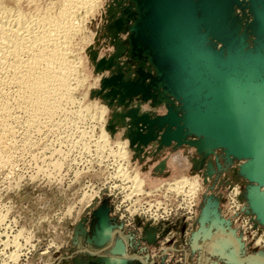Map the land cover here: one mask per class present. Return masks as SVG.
Returning a JSON list of instances; mask_svg holds the SVG:
<instances>
[{
  "label": "water",
  "instance_id": "water-1",
  "mask_svg": "<svg viewBox=\"0 0 264 264\" xmlns=\"http://www.w3.org/2000/svg\"><path fill=\"white\" fill-rule=\"evenodd\" d=\"M135 2L136 12L123 8L126 19L108 24L110 30L114 26L119 33L130 32L129 57L139 62L133 80L126 81L120 70L103 81V99L111 106L117 101V106L123 107L122 113L115 114L125 122L122 125L114 120L117 123L110 122L108 128L115 133L117 127L126 126L129 135L125 136L139 159L142 154L144 160L148 156L157 159L165 147L174 151L194 147L197 157L192 169L210 179L216 171L212 163L215 153L218 170L221 161L229 165L232 160H243L238 176L248 182L244 199L250 213L264 227V0ZM116 3L122 6V1ZM131 20L135 25L125 28ZM147 63L151 65L148 69ZM115 66L114 57L105 58L96 71ZM163 96L169 99L162 115L153 111L142 114L139 107H130L137 99L157 108ZM133 117L134 123H130ZM151 145L155 152H146ZM160 168L162 172L167 169L166 160L161 161ZM220 205L221 199L215 195L203 201L199 228L191 235V251L198 254L199 263L203 251L214 264H253V254L264 257L263 252H247L231 222L222 218ZM109 214L110 203L105 199L93 213L90 234L85 220L76 227L75 238L88 236V243L96 247L100 245L98 239L110 240L114 225ZM148 227L146 241L156 246V228ZM222 233L228 238L231 234L229 239L236 238L238 244L230 241L225 249L209 251L205 243ZM122 244L120 241L115 245L113 253L129 258V246L123 249ZM88 260L84 264H106L102 258ZM80 263L74 260V264Z\"/></svg>",
  "mask_w": 264,
  "mask_h": 264
},
{
  "label": "rangeland",
  "instance_id": "rangeland-1",
  "mask_svg": "<svg viewBox=\"0 0 264 264\" xmlns=\"http://www.w3.org/2000/svg\"><path fill=\"white\" fill-rule=\"evenodd\" d=\"M44 1L56 2L59 0ZM118 1H122V6H129L132 3L129 0ZM122 6H118L116 0H99L98 5L90 15L86 17L83 14L84 18L80 19L82 24L84 23V27L82 26V32L72 38L70 47L72 53L70 52L69 55L70 60L80 61L77 62L79 72L75 73L73 76L75 79L71 81V88L73 87L74 90H72V100L62 101L61 103V106L63 104L62 110L66 112H58L50 120L44 118L45 116H41L37 119L39 122L34 123L35 125H29V116L25 114L24 110L19 111L18 109V111H14L15 114L8 117L10 119L5 118L7 120V131L3 126L1 127L0 123V214L2 209L6 210L3 214H6L8 224L9 220H18V230L21 231L16 235L14 241V245L18 248L21 245L17 240L24 236L25 232L33 231V238L38 244L35 247L36 251L33 252L26 264H40L39 258L40 256L43 257L42 252L51 255L50 257L55 260L53 261L54 264H74V260L77 259L84 264L88 263V259L91 260L96 254L101 255V258H105L108 262H117L118 258H114L111 252L120 240L127 246L128 241L126 238L112 236L111 240L104 246L96 247L88 243V236L79 235V239H76L75 230L80 223L86 220L85 228L88 230V235L90 234L93 213L105 199L109 200L110 203V215L113 210L112 207L121 205L123 208V205H126V196L130 192L125 191L126 189L131 190L132 193L143 194L140 198L148 200L149 198H145L147 196L144 195L145 193L159 192V190L164 192L167 187L171 189L169 186L176 184L175 181L177 182L185 176L184 178L189 181L188 184H181L183 187L178 185L180 187L171 190L174 189L173 191L178 190L180 192L184 189V186H190L191 191L193 190L192 192L198 194L199 190L204 187V193L201 194L200 198L202 204L206 196L220 194L219 192L222 189L219 181L216 180L224 174L223 170H216L218 169L215 156L217 153L212 157V163L217 174L215 180L208 183V179L202 172L193 171L192 169L197 157L195 148L186 147L177 151L169 148L164 150L163 154L157 159L148 156L144 160V154L139 159L135 157L136 153L130 148L128 136H125L129 133L127 127H117L115 133L108 128L110 122L117 123L114 120H119L122 125L125 123L124 120L119 118V114H115L122 113L123 107L117 106V102L111 106L109 101L104 100L105 98L103 99L101 95L103 79L110 77L115 72L96 71V67L102 59L114 57L119 50L117 39L113 38L111 32H109L108 24L113 23V16L116 18L120 15L119 10ZM110 10L111 13H109ZM128 35V32L121 34L119 40L123 44L126 43ZM112 41L116 44V49ZM127 54L116 60L120 66H126V70L123 68L125 73L129 68L133 69L132 65H126L128 61ZM10 100L8 102L10 101L12 106H15V101ZM138 105L139 102L135 100L130 107L137 108ZM102 111L105 112L104 116L101 115ZM150 111L162 115L166 112V109L164 107L154 109L150 107V104L140 103L141 113ZM2 119L4 117L0 116V121ZM103 131L104 133L108 132L110 135L109 144L101 143L98 139ZM124 142L129 143L128 146ZM117 143H122L127 153V156L122 157V159L121 155L119 157L118 154L119 147ZM150 147L146 152L154 153L155 147L153 149ZM167 151H171V154ZM179 159L185 163L182 164L183 166L178 163L179 161L176 162ZM163 160H166L167 167L164 172L160 168V163ZM236 161L238 160H234L229 165L221 161L222 168L225 171H230L231 168L229 169V167ZM240 162L243 164V161ZM239 170L240 166L236 171V178L240 180L243 178L238 176ZM135 176H138L144 182L141 188L136 184ZM207 177L210 179L209 176ZM189 183H192L193 186ZM247 184L248 182L245 181V186ZM194 188H197V190L195 191ZM97 192H101V202L97 200L98 202L95 201L91 207L85 209L87 200L89 199L88 203H90ZM113 192L114 194H111ZM210 192H214V194H210ZM217 195L215 196L219 197ZM128 197L131 198L132 194H129ZM163 197H165L164 193H159L152 199H163ZM219 198L221 199V197ZM202 204H200V208H202ZM221 210L224 212V214L221 213V216L225 219L226 211L223 207H221ZM121 211L126 212L124 208ZM125 214L129 216L127 212ZM109 217L111 218V216ZM226 220L228 219L226 218ZM170 222L175 223L178 227L176 228ZM170 222L157 224L144 217H137L134 219L136 228L130 227L125 232L129 235L134 233L138 239L136 240L140 243L142 240L146 241V227L150 226L156 228L157 233H155L158 242L160 238H163L159 237L158 233L164 236L176 228L177 231L176 229L173 231H176L179 236L177 235L176 249L172 252L174 257H172V254L170 256L163 254L165 256L163 261V255L161 254L153 260H156V264H164L167 261L170 263L171 260L175 262L179 259L176 258L177 255H181L184 256L182 264H198V254H190V240L192 233L199 228V218L194 217L188 220L174 218ZM117 223L121 224V221H113V225ZM185 228H189V234L186 237H184ZM140 230L142 234H140ZM8 232L10 233V231ZM86 238L88 245L82 248L80 243L82 239ZM226 240L216 237L208 241L209 245L207 247L212 249V247L218 246L219 248ZM157 242L156 246H152L155 251H158L156 248H159L160 245H157ZM22 246H26L25 243H22ZM13 250L14 248L10 249V251ZM64 251L66 253L62 257ZM252 251L264 253V248H258L252 242L248 246L247 252L251 253ZM151 254L153 255V252ZM129 255L131 256L129 260L132 259L133 264L154 263H152L153 260L149 259V261L133 256L147 257L148 254L143 255V253L137 254L134 251H129ZM214 262L203 252L200 255L199 264H214ZM2 263L3 261H0V264Z\"/></svg>",
  "mask_w": 264,
  "mask_h": 264
},
{
  "label": "bare ground",
  "instance_id": "bare-ground-1",
  "mask_svg": "<svg viewBox=\"0 0 264 264\" xmlns=\"http://www.w3.org/2000/svg\"><path fill=\"white\" fill-rule=\"evenodd\" d=\"M129 1L132 3H130L129 6H122L121 9L119 10L120 15H118L116 18L115 16L112 17L113 23L122 17L126 19L127 16L122 15L123 8L124 9L129 8L133 12L137 11L135 0H129ZM242 1H246V0H242ZM98 3L99 0H59L56 2L55 1L43 2V0H0V116L4 117V119H2L0 123H1V127L3 126V128L6 129L5 131H7L8 129L6 123L7 120L5 118H8L9 116L11 117L13 114H15L14 111L15 110L18 111V109L19 111L24 110L25 114L29 116V122H30L29 125L34 123L36 124V122H39V120L37 119L41 116L42 117L45 116L44 118L46 119L48 118L50 120V118L55 116L56 113L66 112L62 110L63 104L61 106V103L62 101L68 102L72 100L73 87L71 88V81L75 79L73 78L75 73L79 72L77 70V62H80V61L75 62L74 60L73 61L70 60L69 55L71 52L70 51V47L72 43L71 41L72 38H74V36L82 32L83 30L82 28L84 27V23L82 24V20H80L84 18L83 14L86 17L90 15V13L96 8ZM239 15L242 18V14L239 13ZM134 25H135V20H131L129 23L126 24L125 28L130 29ZM244 25L245 23L243 20L242 23L243 28ZM108 29L109 32H111V34L113 35V37L117 39L118 42L117 46L119 47V50L114 56L116 66L110 70H105V71L118 73V71L121 70L124 73L126 81L133 80L134 77L136 76L135 72L139 67V62L134 61L129 57L130 32L128 31L129 35L127 42L123 44L119 40V36L123 34V32L121 33L117 32L114 26L111 28V30L108 26ZM118 53L127 54L128 61L126 62V65L127 64L132 65L133 66L132 70L131 68H129L126 73L124 72L123 68H125L126 70V66H120L116 61L122 57V56L119 57L117 55ZM149 67H151V65L150 63H147L146 69H148ZM152 70L154 69L152 68ZM108 78L109 77L105 79ZM105 79H103V81ZM101 92H102L101 95L103 96V98H105L106 92L105 91L103 92V90ZM160 98L163 102L161 105H158V107H164L166 109L165 105L169 99V96H163V98L162 97ZM10 99H13L15 101V102L13 101L15 103V106H12V104L10 103L11 101ZM8 100L10 101L8 102ZM126 101L129 103L128 100ZM116 102L117 101H115V103ZM132 103H130V105H132ZM140 103L141 102H139L138 105L139 109H140ZM142 103L145 104L146 102H142ZM147 104H150V102H147ZM153 108L156 109V107ZM101 115L104 116L105 112L102 111ZM133 120H135L134 117L131 119L130 123H134ZM109 136L110 135L108 134V132L104 133L103 131V134L98 139H100L101 143L109 144ZM124 143L127 144L126 142ZM117 144L119 147L118 154L119 157L121 155V159H122V157L127 156V153L124 147L122 146V143H117ZM125 144L123 145L125 146ZM156 144H158V142ZM169 148L173 150L172 147ZM169 148L165 147L164 150ZM176 162H178L180 165L184 163L180 159L176 160ZM237 162H239L240 163L239 166H241L242 162L240 161ZM184 177L185 176H183V179L177 181L178 183L175 181L176 184L171 182L174 185L169 187H171V189L172 188L176 189L175 187L177 188L180 187L178 185L181 184L187 185L189 181L186 180V178ZM134 180L136 181V184L139 186V188L143 186L144 182L141 179H139L138 176H135ZM194 185H198V184H194ZM188 187L190 188V186ZM171 189L168 188V190ZM194 190L196 191L197 188H194ZM192 191L190 188L189 192L191 193V195H196V192H192ZM109 216L111 215L109 214ZM113 221L115 220L112 218L111 219L112 224ZM231 236L232 235L230 234V237ZM218 237L227 240L221 246H219V248L218 246H214L212 247V249L207 248L209 251H217L218 249L221 248L225 249V247L227 248L228 244L231 243L230 241H235L238 244L236 238H233V240H229L230 237L228 238V235H224L223 233L221 234V236ZM97 241L101 245V246L98 245V247H102L106 243H108V241L104 240V238L98 239ZM120 241H118L116 245ZM122 245L124 249L126 245L125 244ZM205 245L206 246L209 245L208 241L207 243H205ZM121 248L122 247H120V251ZM113 251L114 249L112 250L111 253L114 258H118V261L108 262L105 260V258H102L106 264H116L119 261L127 262L129 260V258L120 255L123 253L119 254L117 251H115L116 254H114ZM250 262H253V264H264V257L260 255L258 256L254 255V258Z\"/></svg>",
  "mask_w": 264,
  "mask_h": 264
},
{
  "label": "built area",
  "instance_id": "built-area-1",
  "mask_svg": "<svg viewBox=\"0 0 264 264\" xmlns=\"http://www.w3.org/2000/svg\"><path fill=\"white\" fill-rule=\"evenodd\" d=\"M239 162H234L233 165L229 167L231 170H226L222 168L224 174H222V177L217 178L216 180L219 181L220 187H222L220 194H215L219 197H221L222 202L220 205V208L223 207L225 213V217L231 222L232 227L237 231L238 236L242 238V241L245 243L246 249L248 250V246L250 243H254V246L258 248H264V227L258 223L256 217L252 215L248 208V203L244 199V189H245V180L244 179H237L236 178V171L239 167ZM218 170V169H216ZM221 172V171H220ZM217 171L213 175L211 179L207 177V182H212L215 180ZM122 181V180H121ZM201 181V179H200ZM216 181V182H217ZM202 183V182H201ZM207 183V184H208ZM126 189V188H125ZM166 191L161 192L154 191V193H145V198H149L148 200H143L140 198L143 194H136L132 193L131 190H125L130 191L128 193L132 194V197L129 198L128 195L126 196V205H123V208L125 211L129 214L127 216L125 213L122 212L121 205L112 207V213L111 217L118 222L121 221V224H114V236L119 237L122 236L127 239L129 249L133 244H141L145 243L146 241H142L139 243L137 241V236L132 233L131 235L127 234L125 231L126 229L136 228V224L134 225V219L135 218H141L144 217L145 219L149 221H153L154 223H169L174 218H184L185 220L199 218L201 213L200 204V198L201 194L204 193V187L199 190V193L196 195H191L190 188L186 186L182 191H168L167 188ZM113 191V190H112ZM111 191V192H112ZM98 193V194H97ZM94 194L93 200L88 203L85 206V209H88L93 205V203L97 200H100L101 202V192H97ZM159 193H164L165 197L163 199H152L154 196H157ZM111 194H114L111 193ZM210 194H214V192H210ZM99 198V199H97ZM136 198V199H135ZM98 202V201H97ZM203 205V204H202ZM128 208H125V207ZM221 213L224 214V212ZM6 210L2 209L0 214V261H3L2 264H26L29 262L31 255L33 252L36 251V248L38 242L33 238V231L25 232L24 236H21L17 241L21 245L20 248L15 246L14 241L15 237L21 230H18V220L13 219L9 220V224L7 223L8 220H6ZM92 214V213H91ZM118 214V215H117ZM91 217V216H90ZM89 217V219H90ZM135 217V218H134ZM114 221V222H115ZM172 225H175V223L170 222ZM125 228V229H124ZM172 229L171 232H169L166 235H161L158 233L160 240H158L157 245H159V248H156V250L153 252V255L146 258L140 257L144 260H153V258L157 257L158 255H171L172 252L175 251L177 244L178 236L179 234L176 233L177 229ZM128 229V230H129ZM139 229V228H138ZM176 231H173L175 230ZM186 229V228H185ZM168 230V229H165ZM10 231V233L8 232ZM164 231V230H163ZM162 231V232H163ZM161 232V233H162ZM127 234V235H126ZM140 234L141 230H140ZM189 234V228L184 230V237H186ZM178 235V236H177ZM141 236V235H140ZM157 236V237H158ZM190 236V235H189ZM114 237V238H115ZM137 239V240H136ZM37 242V243H36ZM191 242V240H190ZM12 243V244H11ZM22 243H25L26 246H22ZM10 244V246H8ZM2 246V248H1ZM6 246H8L6 248ZM140 246V245H139ZM169 246V248H167ZM14 248L13 251H10V249ZM163 251V253H161ZM190 254L192 252L190 251ZM43 256L46 255L45 252H42ZM174 253L172 254V257ZM131 257V256H130ZM183 257L181 255H177L176 258H179L178 260H171L170 263L165 262L164 264H182L183 263ZM163 261L165 259V256L163 255ZM149 260V261H150ZM154 262V263H153ZM158 262V261H157ZM161 262V261H160ZM153 264H156V260L152 261ZM162 263V262H161ZM199 264V263H198Z\"/></svg>",
  "mask_w": 264,
  "mask_h": 264
},
{
  "label": "crops",
  "instance_id": "crops-1",
  "mask_svg": "<svg viewBox=\"0 0 264 264\" xmlns=\"http://www.w3.org/2000/svg\"><path fill=\"white\" fill-rule=\"evenodd\" d=\"M155 146H151L150 148L151 149H153ZM168 153H170L171 154V151H167ZM156 233H157V231H156ZM84 240L80 243V245L82 246V248H84L85 247V245H84ZM140 245V246H139ZM65 251H66V249H64ZM63 252L62 253V257H64V254L66 253V252ZM129 251H134V252H136L137 254H142L143 253V255L145 254H148V256H149V254L151 255V252H155V248H153L152 247V245H149L148 244V242L146 241V244L144 243H141V244H133L132 246H131V248L129 249ZM143 251V252H142ZM43 256V255H42ZM51 256V255H50ZM49 255H45V256H43V257H41L40 256V264H54V262L53 261H55L54 260V258L52 257H50ZM53 256V255H52ZM134 257H137V258H140L138 255H133ZM147 256V257H148ZM61 257V258H62ZM146 257V258H147ZM143 258H145V257H143ZM39 264V263H38Z\"/></svg>",
  "mask_w": 264,
  "mask_h": 264
},
{
  "label": "flooded vegetation",
  "instance_id": "flooded-vegetation-1",
  "mask_svg": "<svg viewBox=\"0 0 264 264\" xmlns=\"http://www.w3.org/2000/svg\"><path fill=\"white\" fill-rule=\"evenodd\" d=\"M84 240V245L86 246V245H88V243H87V238L86 239H82V241ZM85 248V247H84ZM93 258L95 259V260H97V259H101V255H98V254H96L95 256H93ZM103 258V257H102Z\"/></svg>",
  "mask_w": 264,
  "mask_h": 264
}]
</instances>
